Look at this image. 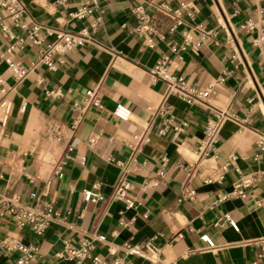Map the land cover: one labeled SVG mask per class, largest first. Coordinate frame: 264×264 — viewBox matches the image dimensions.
<instances>
[{"label":"crops","instance_id":"crops-1","mask_svg":"<svg viewBox=\"0 0 264 264\" xmlns=\"http://www.w3.org/2000/svg\"><path fill=\"white\" fill-rule=\"evenodd\" d=\"M83 1L22 0L29 28L11 26L24 39L22 48L7 52L16 40L0 31V76L11 101L6 123L0 122V200L15 197L32 207L47 202L58 212L35 235L0 211V241L36 246L28 264H94L66 254V243L84 241L104 264L117 257L155 264L123 252L124 243L147 241L158 248L159 264H264V42L254 44L264 25V0H99L94 30L91 17H70ZM138 5L148 15L147 28L137 29ZM32 23L74 34L85 29L89 42L55 56L56 69L49 70L28 39ZM39 36L54 39L44 29ZM163 55L172 74L189 84L205 89L214 83L208 103L165 95V83L150 76ZM5 57L27 75L16 79ZM90 89L101 106L90 105L77 118L73 104L82 105ZM56 90L60 95L52 96ZM117 104L129 109L127 120L113 114ZM162 105L171 106L179 130L160 132ZM224 110L216 150L205 156L206 124ZM231 156L217 181L214 172ZM243 177L251 179L245 195H231ZM120 178L129 182L130 208L114 197ZM84 190L104 199L85 201ZM223 194L229 196L221 200ZM131 219L132 226L119 223ZM18 256L0 247V264H15Z\"/></svg>","mask_w":264,"mask_h":264},{"label":"built area","instance_id":"built-area-1","mask_svg":"<svg viewBox=\"0 0 264 264\" xmlns=\"http://www.w3.org/2000/svg\"><path fill=\"white\" fill-rule=\"evenodd\" d=\"M99 0H84L74 12L70 14L72 19L81 20L87 17H91L90 28L94 30L100 22V15L95 16L94 10L98 7ZM0 7L4 11V16H0V31L6 35L9 39H15V43L11 44L7 52L14 49L15 47H23L24 39L15 35L11 26L19 28L23 31L28 30L29 23L22 20V16L25 12V6L22 0H0ZM184 7V5H182ZM178 10H175L176 14ZM134 13L138 17V28H147L146 23L148 22V15L144 9L138 5L134 9ZM245 26L252 28L254 24L248 21ZM44 29L47 35H53L54 39L52 41H45V39L39 36V32ZM28 39L38 50V62L45 65L49 70H55L57 66L58 59L55 56H61L66 51L76 47L82 46L89 42V36L87 35V30L82 29L80 33L74 34L64 31H55L50 28L44 27L37 23H32L30 32L28 34ZM185 44L189 43V38L185 35ZM264 42V25L262 27L261 33L254 40L255 45H259ZM10 72L15 76L16 79H21L27 75L28 70L19 67L12 59L9 57L4 58ZM171 61L167 56L163 55L156 63V65L150 70V76L152 81L161 80L165 83V95H175L180 99L184 100L189 104H199L204 105L208 103L210 98L212 88L214 83H210L207 88L201 89L197 86L191 85L183 76H175L170 71ZM220 82V81H218ZM8 89L5 86L4 79L0 76V122L5 124L8 119L11 110V101L7 98ZM52 96H59L58 90L50 93ZM100 107V100L96 96L94 90L90 89L85 92V97L83 104H73V109L78 113L77 118L84 112V110L90 106ZM23 108V107H22ZM158 114L162 116L163 128L160 130L161 133L164 130L172 126L175 131L179 130V125L175 123L174 116L171 112V106L162 105L158 108ZM113 114L123 120H127L130 117V111L127 107L122 104H117ZM228 112L215 111L214 116L208 120L205 127V138L202 147L200 148V153L203 155H208L209 153H214L216 150V143L218 141V134L220 127L227 117ZM76 118V122L78 119ZM136 135L134 139H138ZM65 159L70 158L67 154ZM234 157L231 156L229 160L222 164L220 171H215L214 176L217 181H221L223 178V173L229 165L230 160ZM164 160V159H163ZM65 161H61L55 168V174L62 168ZM164 163H161V169L158 171L159 175L163 174ZM251 179L248 177H243L237 184L234 185L231 195L244 196L243 188L250 185ZM130 188L129 182L123 178H120L114 187V197L117 200L123 201L125 208H130L133 206V200L127 196V192ZM189 196L192 192H187ZM83 199L85 201H91L96 203L103 200L104 197L99 193H92L89 190H84L82 192ZM228 194H223L220 199H225ZM0 211L2 214H8L12 217L18 228L29 227L35 235H41L49 224V221L58 215V212L54 207L47 202H44L39 207L27 206L19 203L15 197H6L0 200ZM226 220H228L226 218ZM134 220L129 221L120 220V224L123 226H132ZM228 222L231 223L230 220ZM98 241H104L105 237L103 235H97L95 237ZM202 240L207 243L208 247H213V244L203 235ZM0 247L8 251H18L19 256L15 264H28L36 255L38 248L33 245H24L13 239H2L0 241ZM66 254L80 262L86 258H91L94 264H104V261L96 255L92 254L93 245L91 242L84 241L79 246H72L70 244H65ZM123 252L125 255L131 256H144L155 264H159L158 258V248L150 241L143 244H130L124 243L122 245ZM114 251L111 250V253ZM114 264H128L124 258L117 257L114 259ZM170 264H175L174 262ZM254 264H257L255 261Z\"/></svg>","mask_w":264,"mask_h":264},{"label":"bare ground","instance_id":"bare-ground-1","mask_svg":"<svg viewBox=\"0 0 264 264\" xmlns=\"http://www.w3.org/2000/svg\"><path fill=\"white\" fill-rule=\"evenodd\" d=\"M6 123V122H5Z\"/></svg>","mask_w":264,"mask_h":264}]
</instances>
